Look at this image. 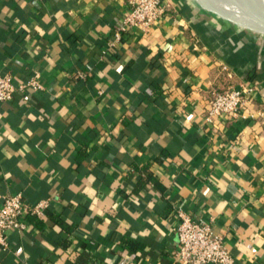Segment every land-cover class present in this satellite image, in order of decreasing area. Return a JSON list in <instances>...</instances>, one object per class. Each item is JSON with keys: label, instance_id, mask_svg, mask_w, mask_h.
<instances>
[{"label": "crops", "instance_id": "obj_1", "mask_svg": "<svg viewBox=\"0 0 264 264\" xmlns=\"http://www.w3.org/2000/svg\"><path fill=\"white\" fill-rule=\"evenodd\" d=\"M165 2L111 47L127 0H0V70L41 83L0 102V205L50 200L0 264H176L178 210L264 264V36ZM245 82L247 116L205 127L214 94Z\"/></svg>", "mask_w": 264, "mask_h": 264}, {"label": "built area", "instance_id": "obj_2", "mask_svg": "<svg viewBox=\"0 0 264 264\" xmlns=\"http://www.w3.org/2000/svg\"><path fill=\"white\" fill-rule=\"evenodd\" d=\"M169 9L165 0H127V13L119 29L114 31L111 47L121 39L123 32L138 28L148 32ZM82 77V75L80 74ZM41 89L38 74L23 82H15L9 75L0 70V102L12 100L16 93ZM255 90L252 83H242L238 87L226 88L214 94L206 104L203 114L205 127L213 130L222 121H236L245 118L243 110L247 98ZM50 200L43 199L35 203L25 202L21 193L3 196L0 205V248L6 250V234L10 231L24 232L27 229V217H42L49 208ZM178 224L175 233L178 246L173 252L176 264H240L225 247L224 238L215 233L212 222L193 219L185 212L178 210Z\"/></svg>", "mask_w": 264, "mask_h": 264}, {"label": "water", "instance_id": "obj_3", "mask_svg": "<svg viewBox=\"0 0 264 264\" xmlns=\"http://www.w3.org/2000/svg\"><path fill=\"white\" fill-rule=\"evenodd\" d=\"M200 9L223 22L264 36V0H194Z\"/></svg>", "mask_w": 264, "mask_h": 264}, {"label": "trees", "instance_id": "obj_4", "mask_svg": "<svg viewBox=\"0 0 264 264\" xmlns=\"http://www.w3.org/2000/svg\"><path fill=\"white\" fill-rule=\"evenodd\" d=\"M239 46H241L240 49H242V50H246V51H248L247 49H251V45H250V44H248V43H246V42H244V41H241V40L239 41ZM248 52H249V51H248ZM247 79H249V80H251V81H253V80L256 79V72H255L254 68H251V70H249V71L247 72ZM147 179L150 180V181H152V182L154 183V185L157 184V182H156L152 177H150L148 174H147ZM143 185H144V182L140 185V187H142ZM27 218H28V220H29V219H30V220H33L34 218H37V217H34V216H28ZM121 243L123 244V246H124L125 248H130V249H132L131 246H129V241L126 240L125 238H122Z\"/></svg>", "mask_w": 264, "mask_h": 264}]
</instances>
